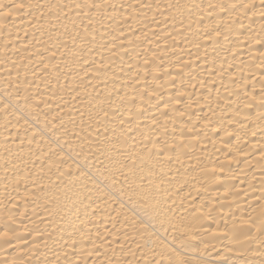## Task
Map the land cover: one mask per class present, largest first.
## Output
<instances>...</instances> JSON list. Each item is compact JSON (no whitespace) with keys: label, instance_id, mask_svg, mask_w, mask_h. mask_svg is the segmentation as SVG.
<instances>
[{"label":"bare ground","instance_id":"obj_1","mask_svg":"<svg viewBox=\"0 0 264 264\" xmlns=\"http://www.w3.org/2000/svg\"><path fill=\"white\" fill-rule=\"evenodd\" d=\"M0 264H264V0H0Z\"/></svg>","mask_w":264,"mask_h":264}]
</instances>
